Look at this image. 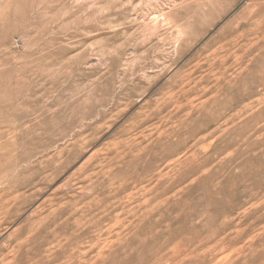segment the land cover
<instances>
[{"label":"rangeland","instance_id":"rangeland-1","mask_svg":"<svg viewBox=\"0 0 264 264\" xmlns=\"http://www.w3.org/2000/svg\"><path fill=\"white\" fill-rule=\"evenodd\" d=\"M0 264H264V0H0Z\"/></svg>","mask_w":264,"mask_h":264}]
</instances>
